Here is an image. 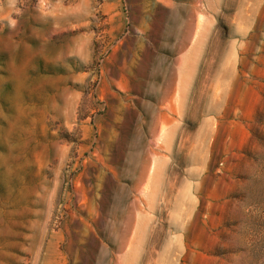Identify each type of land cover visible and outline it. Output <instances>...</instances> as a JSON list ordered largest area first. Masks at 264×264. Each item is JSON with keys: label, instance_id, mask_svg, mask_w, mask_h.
Segmentation results:
<instances>
[{"label": "rangeland", "instance_id": "rangeland-1", "mask_svg": "<svg viewBox=\"0 0 264 264\" xmlns=\"http://www.w3.org/2000/svg\"><path fill=\"white\" fill-rule=\"evenodd\" d=\"M0 264H264V0H0Z\"/></svg>", "mask_w": 264, "mask_h": 264}, {"label": "bare ground", "instance_id": "bare-ground-1", "mask_svg": "<svg viewBox=\"0 0 264 264\" xmlns=\"http://www.w3.org/2000/svg\"><path fill=\"white\" fill-rule=\"evenodd\" d=\"M154 166V165H153Z\"/></svg>", "mask_w": 264, "mask_h": 264}]
</instances>
